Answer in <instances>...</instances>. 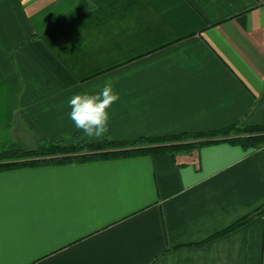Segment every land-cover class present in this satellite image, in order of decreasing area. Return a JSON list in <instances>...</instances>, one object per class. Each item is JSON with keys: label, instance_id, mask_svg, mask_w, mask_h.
Instances as JSON below:
<instances>
[{"label": "crops", "instance_id": "0c3cea01", "mask_svg": "<svg viewBox=\"0 0 264 264\" xmlns=\"http://www.w3.org/2000/svg\"><path fill=\"white\" fill-rule=\"evenodd\" d=\"M107 80L104 138L263 124L264 0H0V146L98 141L68 100ZM262 205L264 146L228 141L2 170L0 264H264V214L205 241Z\"/></svg>", "mask_w": 264, "mask_h": 264}, {"label": "trees", "instance_id": "16d2710c", "mask_svg": "<svg viewBox=\"0 0 264 264\" xmlns=\"http://www.w3.org/2000/svg\"><path fill=\"white\" fill-rule=\"evenodd\" d=\"M219 141H228L246 149L264 146V123L243 126L235 122L219 129L139 136L127 140L103 138L98 141H87L78 136L73 144H66L61 140L52 139L38 143L33 149H25L16 143H3L0 146V171L46 165L85 163L139 155L174 154L178 151H188L203 144ZM263 214L264 205L257 207L227 227L210 235L205 241L226 234L253 217Z\"/></svg>", "mask_w": 264, "mask_h": 264}, {"label": "clouds", "instance_id": "9594fccd", "mask_svg": "<svg viewBox=\"0 0 264 264\" xmlns=\"http://www.w3.org/2000/svg\"><path fill=\"white\" fill-rule=\"evenodd\" d=\"M258 45L260 41L256 42ZM120 100L112 80L105 81L98 92L74 94L68 100L71 111L69 118L75 128L81 130L90 140H99L109 133V109Z\"/></svg>", "mask_w": 264, "mask_h": 264}]
</instances>
